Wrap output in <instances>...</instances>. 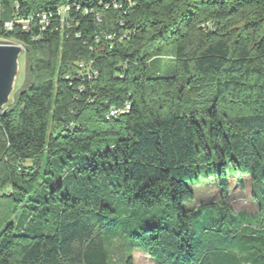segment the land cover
Wrapping results in <instances>:
<instances>
[{
	"label": "trees",
	"instance_id": "1",
	"mask_svg": "<svg viewBox=\"0 0 264 264\" xmlns=\"http://www.w3.org/2000/svg\"><path fill=\"white\" fill-rule=\"evenodd\" d=\"M12 43L0 264H264V0H0ZM205 167L220 196L185 209Z\"/></svg>",
	"mask_w": 264,
	"mask_h": 264
},
{
	"label": "rangeland",
	"instance_id": "2",
	"mask_svg": "<svg viewBox=\"0 0 264 264\" xmlns=\"http://www.w3.org/2000/svg\"><path fill=\"white\" fill-rule=\"evenodd\" d=\"M14 44V43H12ZM25 52V49H24ZM24 52L20 57V70L19 76L16 82L15 90L19 91L22 87L24 80ZM174 53V45L170 44L164 50V61H171V55ZM205 133L208 134V128L205 127ZM213 167H205L203 169V174L200 175V183H196L193 186L194 190V198L185 202L184 207L188 210H193L198 205L205 201H209L213 198H218L220 193H218V186L216 184V175H213L211 171ZM232 188L230 191V204L236 210V212L240 211H248L251 213H255L257 211V206L254 203L251 197V186L247 184L245 188L241 187L236 181L230 177ZM113 262L115 264H125L129 257L132 259V264H155L150 258L149 255L141 252V251H129L128 247L125 246V242L118 241L113 246Z\"/></svg>",
	"mask_w": 264,
	"mask_h": 264
},
{
	"label": "water",
	"instance_id": "3",
	"mask_svg": "<svg viewBox=\"0 0 264 264\" xmlns=\"http://www.w3.org/2000/svg\"><path fill=\"white\" fill-rule=\"evenodd\" d=\"M24 47L18 44H0V111L9 104L20 70Z\"/></svg>",
	"mask_w": 264,
	"mask_h": 264
},
{
	"label": "built area",
	"instance_id": "4",
	"mask_svg": "<svg viewBox=\"0 0 264 264\" xmlns=\"http://www.w3.org/2000/svg\"><path fill=\"white\" fill-rule=\"evenodd\" d=\"M69 10V7H66L65 9H64V11L66 12V11H68ZM6 27H8V28H11L12 27V23L11 22H7L6 23ZM129 108V104L128 105H126V107H125V109L127 110ZM125 110H123V112H124ZM120 113V110H118V109H113L112 111H111V115H116V114H119Z\"/></svg>",
	"mask_w": 264,
	"mask_h": 264
}]
</instances>
